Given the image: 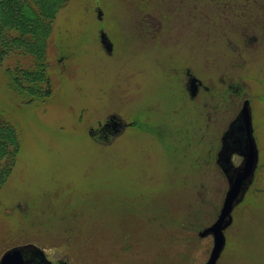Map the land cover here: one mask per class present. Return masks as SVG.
<instances>
[{
	"label": "rangeland",
	"instance_id": "obj_1",
	"mask_svg": "<svg viewBox=\"0 0 264 264\" xmlns=\"http://www.w3.org/2000/svg\"><path fill=\"white\" fill-rule=\"evenodd\" d=\"M262 4L69 0L49 36L42 101L8 85L6 69L32 57L0 62V114L21 134L0 189V259L32 244L65 264H206L213 237L199 233L229 188L222 137L249 100L259 163L217 264H264ZM186 68L208 88L195 100ZM115 119L121 132L94 137Z\"/></svg>",
	"mask_w": 264,
	"mask_h": 264
},
{
	"label": "trees",
	"instance_id": "obj_2",
	"mask_svg": "<svg viewBox=\"0 0 264 264\" xmlns=\"http://www.w3.org/2000/svg\"><path fill=\"white\" fill-rule=\"evenodd\" d=\"M68 2L0 0V62L9 57L33 58L30 67L16 64L6 69L9 88L28 102L50 96L51 82L46 71L49 36L56 15ZM20 145L18 127L0 114V189L16 164Z\"/></svg>",
	"mask_w": 264,
	"mask_h": 264
},
{
	"label": "water",
	"instance_id": "obj_3",
	"mask_svg": "<svg viewBox=\"0 0 264 264\" xmlns=\"http://www.w3.org/2000/svg\"><path fill=\"white\" fill-rule=\"evenodd\" d=\"M192 80V96L195 94L196 83ZM234 155L242 158L236 166L233 162ZM259 163V150L254 137L252 109L250 101H244L242 108L234 121L231 122L222 137V146L218 153L217 164L228 180V191L217 220L208 228L199 233L200 237L212 236L213 247L206 264H217L226 245L225 231L233 223L234 209L242 203L246 193L254 182ZM42 251L33 246H19L5 252L0 264H25V254ZM63 264V263H61Z\"/></svg>",
	"mask_w": 264,
	"mask_h": 264
},
{
	"label": "flooded vegetation",
	"instance_id": "obj_4",
	"mask_svg": "<svg viewBox=\"0 0 264 264\" xmlns=\"http://www.w3.org/2000/svg\"><path fill=\"white\" fill-rule=\"evenodd\" d=\"M258 0H255V2H257ZM264 4H262L263 6ZM145 29V28H144ZM101 42H102V45L103 47L109 51V53H111V55H113V51L115 50V44L114 42L108 38L104 33L101 34ZM117 46V44H116ZM149 59H147V57L145 56L144 57V64L140 65L137 63V67H139V71L140 72H145V63H147V61ZM178 73V72H176ZM186 73V77H187V81H186V91L188 92L189 96H190V99L191 100H195L198 96V94L200 93V89H204L205 91H208V88L205 87L203 85V83H200V82H197L196 83V90H195V94L194 96H192L191 92H192V88H191V85H192V80L194 79V75L193 73L191 72L190 69H185V72ZM194 76V77H193ZM122 128L123 126L121 125V123H119L118 120L115 119V121H106L105 123H100L99 126L94 130L93 134H94V137H103V136H110L111 133H114V131L116 132V135L122 131ZM238 156H234L233 159L237 158ZM25 258H24V261H25V264H51L50 262L52 263H57V262H53L51 261L47 256H45V254H40V253H29L27 252L25 255ZM62 263V262H60ZM58 264V263H57Z\"/></svg>",
	"mask_w": 264,
	"mask_h": 264
}]
</instances>
